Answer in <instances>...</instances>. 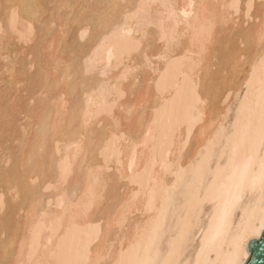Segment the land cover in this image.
I'll return each instance as SVG.
<instances>
[{
	"label": "bare ground",
	"instance_id": "6f19581e",
	"mask_svg": "<svg viewBox=\"0 0 264 264\" xmlns=\"http://www.w3.org/2000/svg\"><path fill=\"white\" fill-rule=\"evenodd\" d=\"M263 230L264 0H0V264H244Z\"/></svg>",
	"mask_w": 264,
	"mask_h": 264
},
{
	"label": "water",
	"instance_id": "95a60500",
	"mask_svg": "<svg viewBox=\"0 0 264 264\" xmlns=\"http://www.w3.org/2000/svg\"><path fill=\"white\" fill-rule=\"evenodd\" d=\"M245 250L248 258L244 264H264V230L260 237L249 239Z\"/></svg>",
	"mask_w": 264,
	"mask_h": 264
},
{
	"label": "rangeland",
	"instance_id": "374dc122",
	"mask_svg": "<svg viewBox=\"0 0 264 264\" xmlns=\"http://www.w3.org/2000/svg\"><path fill=\"white\" fill-rule=\"evenodd\" d=\"M245 88H246V84L243 85V87H242V89H241L239 95H238L236 98L233 99V101H232V103H231V105H230L229 115H228V118H227L226 123H229V124L231 123L232 117H233V115H234V112L236 111V107H237V105H238V102H239L240 98L243 96V93H244ZM229 124H228V125H229ZM226 125H227V124H226ZM222 160H224V157L221 159V161H222ZM208 205H209V203H207V202H204V203H203V213H202L201 219H202L203 216H204V212H206V211L208 210V208H209ZM197 240H198V235L196 236V238H195L194 241L192 242V245L189 247L188 253L193 251V248H194L195 244L197 243ZM164 244H165V243L163 242V243H162V246H163Z\"/></svg>",
	"mask_w": 264,
	"mask_h": 264
}]
</instances>
